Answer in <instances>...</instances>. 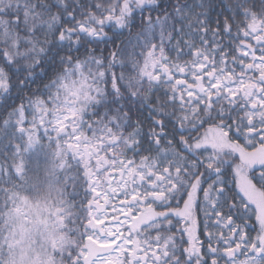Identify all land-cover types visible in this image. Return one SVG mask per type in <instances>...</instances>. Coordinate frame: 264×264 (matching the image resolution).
Listing matches in <instances>:
<instances>
[{
  "label": "snow or ice",
  "instance_id": "obj_1",
  "mask_svg": "<svg viewBox=\"0 0 264 264\" xmlns=\"http://www.w3.org/2000/svg\"><path fill=\"white\" fill-rule=\"evenodd\" d=\"M0 264H264V0H0Z\"/></svg>",
  "mask_w": 264,
  "mask_h": 264
}]
</instances>
